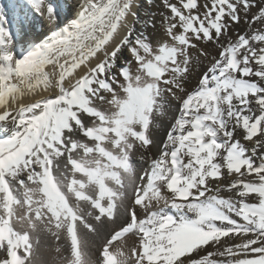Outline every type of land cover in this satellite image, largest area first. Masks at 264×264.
Here are the masks:
<instances>
[{
    "label": "snow or ice",
    "instance_id": "obj_1",
    "mask_svg": "<svg viewBox=\"0 0 264 264\" xmlns=\"http://www.w3.org/2000/svg\"><path fill=\"white\" fill-rule=\"evenodd\" d=\"M60 18L0 3V264H264V0Z\"/></svg>",
    "mask_w": 264,
    "mask_h": 264
},
{
    "label": "bare ground",
    "instance_id": "obj_2",
    "mask_svg": "<svg viewBox=\"0 0 264 264\" xmlns=\"http://www.w3.org/2000/svg\"><path fill=\"white\" fill-rule=\"evenodd\" d=\"M63 2L58 4V2H61V0H55V2L59 5L60 9H61V23L65 22L70 15H74L75 11H76V5L79 3V0H62ZM156 3L159 4V0H156ZM153 11H157V9H153ZM157 20H159V17L157 16ZM35 23H37V20H35ZM159 27V25H158ZM247 27V25H241V31H243L245 28ZM31 33H19V38H20V42L21 44L24 43H30L33 41H38L39 39H41L45 34L49 33V25H44V28L39 31L37 30V28L31 26ZM195 84V79L193 80V85ZM192 85H190L191 87ZM176 111V105L175 103H173L172 105V113L168 116L167 121H171L172 116L175 114ZM165 127H167V122L165 123ZM164 135V130L162 129L160 131V133H158V138H162ZM155 151V150H153ZM146 165H141V167H144ZM55 255L54 252H46L45 253V258L48 260L49 264H52V257Z\"/></svg>",
    "mask_w": 264,
    "mask_h": 264
}]
</instances>
